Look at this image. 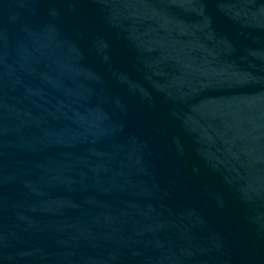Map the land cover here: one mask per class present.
<instances>
[{
  "label": "water",
  "instance_id": "1",
  "mask_svg": "<svg viewBox=\"0 0 264 264\" xmlns=\"http://www.w3.org/2000/svg\"><path fill=\"white\" fill-rule=\"evenodd\" d=\"M0 264H264V0H0Z\"/></svg>",
  "mask_w": 264,
  "mask_h": 264
}]
</instances>
